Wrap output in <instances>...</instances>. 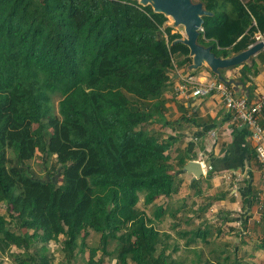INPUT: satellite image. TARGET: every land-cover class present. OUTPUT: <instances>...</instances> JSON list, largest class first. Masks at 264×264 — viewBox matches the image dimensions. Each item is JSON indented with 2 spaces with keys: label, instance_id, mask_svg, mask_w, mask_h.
<instances>
[{
  "label": "trees",
  "instance_id": "trees-1",
  "mask_svg": "<svg viewBox=\"0 0 264 264\" xmlns=\"http://www.w3.org/2000/svg\"><path fill=\"white\" fill-rule=\"evenodd\" d=\"M197 1L211 14L198 42L216 56L264 35V0ZM167 23L137 0H0V255L51 264L48 245L62 237L68 262L87 250L83 264H226L230 255L204 231L203 203L216 197L200 202V179L179 187L193 157L176 147L177 131H163L174 125L164 98L173 74H197L186 71L189 50L173 44L181 35ZM257 74L251 58L239 79ZM36 152L44 164L54 159L46 179L30 169ZM140 197L152 218L137 208ZM190 198L194 211L181 220ZM168 215L175 219L161 230ZM92 233L98 246L89 247Z\"/></svg>",
  "mask_w": 264,
  "mask_h": 264
},
{
  "label": "crops",
  "instance_id": "crops-1",
  "mask_svg": "<svg viewBox=\"0 0 264 264\" xmlns=\"http://www.w3.org/2000/svg\"><path fill=\"white\" fill-rule=\"evenodd\" d=\"M260 52V59H256L258 53L253 57L258 74L237 94L246 95L251 102L264 90V50ZM240 68L226 69L222 71L223 76L227 80H238ZM197 73L206 76L203 77L205 79L211 74L206 68L197 70ZM173 75L174 92L165 94V106L172 108L174 113L179 112L173 119L174 125L175 121L182 120L185 113L187 120L184 122L187 123L182 127L187 130L190 127L192 133V136H185L187 143L182 141L184 134H181L176 147L187 148L188 154L205 166V170L209 166L213 169L209 179L206 178L209 171L204 170L198 192L200 202L201 197H216L212 203H203L207 206L204 219L208 224L205 223L204 231L209 232L208 240L227 251L230 258L226 264H264V208L259 209L255 201L261 185V173L248 130L242 127L235 129L229 112L215 96L204 99L189 96V100L181 98L176 89L185 74L176 70ZM261 124L264 125V114ZM174 125L172 129L180 134ZM180 142L183 144L179 145ZM181 177L185 181L193 180L189 173H183Z\"/></svg>",
  "mask_w": 264,
  "mask_h": 264
},
{
  "label": "water",
  "instance_id": "water-1",
  "mask_svg": "<svg viewBox=\"0 0 264 264\" xmlns=\"http://www.w3.org/2000/svg\"><path fill=\"white\" fill-rule=\"evenodd\" d=\"M138 4L141 6L149 5L154 13H160L167 19H171L172 23H167V26L173 29L178 26L183 28L185 37L174 41L173 44L181 43L189 50L188 55L191 58V63L187 66L186 71L192 72L201 67H206L219 81L231 86L236 94L239 93V89L244 86L243 83L240 80L224 79L220 75V71L247 63L253 55L263 49V43H256L245 51L230 57H217L212 52L211 46H203L198 43V37L203 25L202 17L211 15L204 9L200 1L138 0ZM182 172L191 174L193 179H199L203 175L201 164L195 160L187 161L182 168Z\"/></svg>",
  "mask_w": 264,
  "mask_h": 264
},
{
  "label": "built area",
  "instance_id": "built-area-1",
  "mask_svg": "<svg viewBox=\"0 0 264 264\" xmlns=\"http://www.w3.org/2000/svg\"><path fill=\"white\" fill-rule=\"evenodd\" d=\"M255 39L264 41L260 34H257ZM177 92L185 99L189 96L194 98L218 96L224 108L231 114V123L249 130L255 159L261 173V186L256 195V202L258 208L262 209L264 207V125L260 123V118L264 109V91L254 102L249 103L246 99L235 96L233 91L221 82L187 75L177 88Z\"/></svg>",
  "mask_w": 264,
  "mask_h": 264
},
{
  "label": "rangeland",
  "instance_id": "rangeland-1",
  "mask_svg": "<svg viewBox=\"0 0 264 264\" xmlns=\"http://www.w3.org/2000/svg\"><path fill=\"white\" fill-rule=\"evenodd\" d=\"M138 1V0H137ZM193 2H198L197 0H193ZM168 23L171 24L172 21L171 19H168ZM175 32H178L179 34L182 35V37H185V34H184V30L181 26H178L176 29H174ZM165 98V97H164ZM53 105H54V113L57 112V103H58V98L57 96H55L53 98ZM168 112H167V120L170 121V122H173V119L176 118L178 115H179V112L178 113H174L172 108L168 107L167 108ZM175 129L178 130L180 132L179 135L181 134H184L181 139L182 141L184 140L185 142L184 143H187V139H185V136L188 135V136H192L191 134V129L190 127H187L189 128L188 130L186 128H183V124L181 122H175ZM189 126V125H188ZM154 128H160L159 125H156L154 126ZM173 128V125H170L169 128L168 127H164V132H165V136L168 135V132H174V130L172 129ZM182 128V129H181ZM181 141V140H180ZM183 142H180L179 145H182ZM172 155H175L174 153H172ZM53 165H54V159H48L47 162L44 164L43 163V160L41 158V155L36 152L35 154V157L29 162V166H30V169L33 173V175L35 177H41L42 179H46L48 178L49 176L47 175L49 173V171L51 170V168H53ZM183 175V173H182ZM190 181H193V180H190ZM190 181H185L184 179H181L180 181V186L181 185H185V184H188V185H191ZM197 185L200 186V182H197ZM195 185L194 187V190L196 191L199 187ZM185 187V186H183ZM179 193L178 194H175L172 196L171 198V206L172 207H175V206H178V204L182 203V201H177V199L179 198ZM176 200V202L174 201ZM173 201L175 203H173ZM165 201H157V205H161V204H164ZM195 204V199L194 198H190L186 203H185V207H184V212H181V216L179 219L183 220L185 217L183 216H186V217H189L190 215H192V212L191 211H194V206ZM4 207V206H3ZM137 208L142 210L148 217H151L152 218V214H153V207L152 206H144L143 204V201H142V197H140V200L137 204ZM1 209H2V212L4 213V209L2 208L1 206ZM175 217H170L169 215L164 217L159 223H160V229L162 230V228L164 230H167L168 228H170V225H172V220H174ZM191 226L192 225H195L194 223L190 224ZM179 226V225H178ZM184 225H182V222L180 223V226L179 228H183ZM187 227H190V226H187ZM175 232V230H174ZM175 237H177L175 235ZM178 238V237H177ZM63 238L60 237V240H58V242H50L49 245H48V251H47V254L48 256L50 257L51 259V264H83L84 262H86V260L88 261V251L86 250V253H84V255L82 256H79L76 260L74 261H70L68 262L67 258H65L64 256V253L62 252V245L60 243V241L62 240ZM98 241H99V236L98 235H95L94 233L91 234V236L89 237L88 239V244H89V247L90 246H98ZM175 242L177 241V243L180 245L181 247V241L180 240H174ZM199 246V245H198ZM113 247V245H112ZM112 247L109 249H112ZM31 250H29L30 252ZM11 252L12 253H20L21 250H18L16 249L15 247H12L11 248ZM175 254H178L181 256V254L183 255V250L180 248L179 251ZM101 256V253L98 252L97 253V256L94 260L98 259V257ZM93 260V261H94ZM110 262V263H109ZM16 262L13 260L12 257L10 256H7V255H0V264H15ZM91 262H89L90 264ZM114 260L110 259V258H106L105 259V263L104 264H114Z\"/></svg>",
  "mask_w": 264,
  "mask_h": 264
},
{
  "label": "clouds",
  "instance_id": "clouds-1",
  "mask_svg": "<svg viewBox=\"0 0 264 264\" xmlns=\"http://www.w3.org/2000/svg\"><path fill=\"white\" fill-rule=\"evenodd\" d=\"M172 29H173V28H172ZM173 30H174V29H173ZM201 31H202V28H201L200 32H201ZM257 34H260V35L263 37V39H264V35H263V34H261V33H259V32L255 33V34L253 35V40H254V42H253L252 44H250V45L248 46V48H249L250 46L256 44V43H260V42H261V43L264 44V41H257V40L255 39V36H256ZM180 35H181V34H180ZM181 38H182V35H181ZM181 38H180V39H181ZM198 38H199V37H198ZM198 43H199V42H198ZM199 44H200V43H199ZM201 45H202V44H201ZM203 46H205V45H203ZM211 47H212V46H211ZM248 48H247V49H248ZM262 50H264V47H263ZM262 50H261V51H262ZM244 51H245V50H244ZM212 52H213V51H212ZM259 52H260V51H259ZM259 52H258V53H259ZM256 54H257V53H256ZM256 54H255V55H256ZM233 55H235V54H233ZM255 55H253L251 58H253ZM231 56H232V55H231ZM217 57H221V56H217ZM228 57H230V56H228ZM221 58H226V57H221ZM251 58H250V60H251ZM250 60H249V61H250ZM249 61H248V62H249ZM248 62H247L246 64H248ZM244 64H245V63H244ZM242 65H243V64H242ZM242 65H239V66H236V67H232V68L241 67ZM202 68H206V67H201V68H199V69H202ZM199 69H198V70H199ZM206 69H208V68H206ZM228 69H231V68H228ZM225 70H226V69H225ZM208 71H209L211 74H210V78H207V80L209 79V80H216V81H218V82H221V81H219V80L217 79V77H216V76H215V75H214L209 69H208ZM222 71H224V70H221V71H220V75L225 79V77L223 76V72H222ZM187 72H188V71H187ZM192 72H194V71H192ZM221 72H222V74H221ZM187 75H192V76H196V77H206V76H200V75H198V73L195 74V75H194V74H185V76H187ZM185 76H183V78H184ZM238 80H240L239 77H238ZM240 81H241V80H240ZM241 82H242V81H241ZM221 83H223V82H221ZM242 83H243V82H242ZM223 84H224V83H223ZM224 85H226V84H224ZM243 85H245V84L243 83ZM226 86H227L228 88H230V89L233 91V93L235 94V96H237V97H239V98H244V99H246L249 103H251V100L249 99V97H247V96H245V95H244V96H241V95L238 96V95L235 93V91L232 89L231 86H229V85H226ZM263 91H264V90H263ZM260 94H261V93H260ZM213 96H215L217 99L220 100V98H219L218 96H216V95H213ZM213 96H208V97H213ZM258 97H259V96H258ZM258 97H257V98H258ZM193 98H194V97H193ZM204 98H207V97H203V98H199V99H204ZM257 98H256V99H257ZM184 99H185V98H184ZM195 99H197V98H195ZM256 99H255V100H256ZM255 100H254V101H255ZM254 101H252V102H254ZM220 102H221V104L223 105V102H222L221 100H220ZM223 107H224V105H223ZM224 109H225V108H224ZM225 110H226V109H225ZM226 111H227V110H226ZM227 112H229V111H227ZM263 114H264V109H263L262 116H263ZM229 116H230V121H231V114H230V112H229ZM260 123H261V118H260ZM232 125H233V124H232ZM262 125H263V124H262ZM234 126H235V125H234ZM235 127H242V128L247 129L246 127H243V126H235ZM247 130H248V129H247ZM248 133H249V130H248ZM249 137H250V136H249ZM250 140H251V139H250ZM251 143H252V142H251ZM252 150H253V144H252ZM253 153H254V151H253ZM254 158H255V155H254ZM190 160H195V161H197L196 158H194V157H193L192 159H190ZM255 160H256V159H255ZM188 161H189V160H188ZM198 162H199V161H198ZM256 162H257V161H256ZM199 163H200V162H199ZM200 164H201V163H200ZM257 164H258V163H257ZM258 165H259V164H258ZM201 167H203V168H202V171H203V175H204V174H205V172H204V170H205V166H202V165H201ZM206 170L211 171V170H212V167L209 166V167H207ZM206 170H205V171H206ZM259 170H260V167H259ZM183 173H184V172H183ZM203 175H202V176H203ZM260 175H261V174H260ZM202 176H201V177H202ZM201 177H200V178H201ZM200 178H199V179H200ZM193 180H198V179H193ZM260 186H261V185H260ZM259 190H260V189H259ZM259 190H258V192H259ZM258 192H257V193H258ZM257 193H256V195H257ZM255 201H256V196H255ZM256 204H257V202H256ZM263 208H264V207H263ZM263 208H262V209H263Z\"/></svg>",
  "mask_w": 264,
  "mask_h": 264
}]
</instances>
